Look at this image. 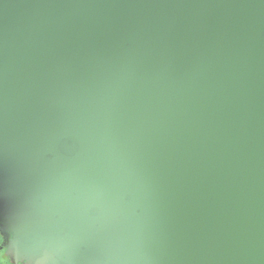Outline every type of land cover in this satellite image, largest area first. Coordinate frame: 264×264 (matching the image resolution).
Here are the masks:
<instances>
[{"label":"water","instance_id":"obj_1","mask_svg":"<svg viewBox=\"0 0 264 264\" xmlns=\"http://www.w3.org/2000/svg\"><path fill=\"white\" fill-rule=\"evenodd\" d=\"M0 224L26 264H264V0H0Z\"/></svg>","mask_w":264,"mask_h":264},{"label":"flooded vegetation","instance_id":"obj_2","mask_svg":"<svg viewBox=\"0 0 264 264\" xmlns=\"http://www.w3.org/2000/svg\"><path fill=\"white\" fill-rule=\"evenodd\" d=\"M0 233H3L4 234V237H5V240H4V243L3 245H0V247L2 248H6L7 249V252H5L3 254L2 258L5 262H8V264H26L25 262L23 261H16L9 253V244H8V238H7V234H6V231L5 229L3 228V226L0 224Z\"/></svg>","mask_w":264,"mask_h":264},{"label":"snow or ice","instance_id":"obj_3","mask_svg":"<svg viewBox=\"0 0 264 264\" xmlns=\"http://www.w3.org/2000/svg\"><path fill=\"white\" fill-rule=\"evenodd\" d=\"M4 240V234L0 233V245H3ZM5 252H7V249L0 247V257H2ZM0 264H8V262H5L2 258H0Z\"/></svg>","mask_w":264,"mask_h":264}]
</instances>
